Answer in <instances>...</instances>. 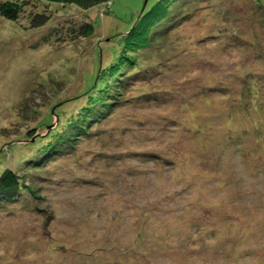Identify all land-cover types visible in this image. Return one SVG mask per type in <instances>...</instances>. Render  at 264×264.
<instances>
[{
  "label": "rangeland",
  "instance_id": "374dc122",
  "mask_svg": "<svg viewBox=\"0 0 264 264\" xmlns=\"http://www.w3.org/2000/svg\"><path fill=\"white\" fill-rule=\"evenodd\" d=\"M35 3L0 17V264H264V0Z\"/></svg>",
  "mask_w": 264,
  "mask_h": 264
},
{
  "label": "trees",
  "instance_id": "16d2710c",
  "mask_svg": "<svg viewBox=\"0 0 264 264\" xmlns=\"http://www.w3.org/2000/svg\"><path fill=\"white\" fill-rule=\"evenodd\" d=\"M35 1L36 0H0V17L4 20H7V21H16L19 19L20 13H22L25 9H29V12L27 13V26L29 28L42 27L43 25H45L48 22V20L50 19V16L44 10L38 11ZM52 1H54L56 3H61V4L74 3V4L78 5V7L81 9H87V8H89L95 4H98L100 2L107 1V0H52ZM160 9H163V8L160 7ZM160 11L162 12V10H159L157 12V14H159ZM154 14H156V13H154ZM154 14H153V16L150 15V19H151V17L152 18L154 17ZM71 23H73V22H71ZM65 25H66L65 28L67 29V27H69L70 33H73V35H71V36H69V34H65V37L64 36L63 37L66 40H68L70 37L74 38L75 36H78V37L85 36V35L91 33L92 27H93V24H91V22H87V21H81L80 25L77 26V28H73L75 26H73V24H70L68 22ZM59 27H61V26H59ZM57 29H59V28H57ZM147 31H146V28L145 29L139 28V30L138 29L135 31L132 30V33H134L136 36L140 35V36H142L141 37L142 39H145L146 35H147L146 34ZM58 35L61 36V34H58ZM128 36H121L120 39H122V38L127 39L130 37V36L129 37ZM118 39H119V37H118ZM128 40H129V43H128L129 46H127V44H125V49H132L133 46H135L136 41H138L137 38L135 40H132V39H128ZM119 43L121 45V43H122L121 40H119ZM137 48L138 47H136V48L134 47V49H137ZM121 51L122 52H120V55L123 57L124 52L126 51V50H124L123 46L121 48ZM118 61H119V59H118ZM117 63L119 65L120 62H117ZM113 67H114V65L110 66V68H113ZM100 73H101V70H100ZM99 84L94 85L93 91L94 90L99 91V89H100ZM87 99H88V96H87L86 100ZM88 107H93V105L90 104V105H88ZM87 122L89 123V121H87ZM84 126L86 127V125H83V124H78V125L73 126L74 134L72 133L71 136L74 138V136L76 135L74 140H79ZM79 131H80V133H79ZM46 138H48V137H46ZM46 138H43V139H46ZM67 138L68 137H62V139L60 141H56V139H54L53 142L52 141L46 142V143H44V145H41L40 146L41 148L36 153L38 156V159L39 160H43L46 158L48 159V157H54L56 155L58 156L59 154H62L63 152H61V151H63V149H65L64 148V147H66L65 144L68 145V143H66ZM38 139H39V141L40 140L43 141L42 138H38ZM68 139L70 140V137ZM38 163H39V161H38ZM21 176H22L21 174H17L15 171H12L11 169H8V168L2 169V171L0 172V206H7V205L13 204L14 202L17 201V199L21 195L22 189L24 187L23 183H22L23 181H22Z\"/></svg>",
  "mask_w": 264,
  "mask_h": 264
},
{
  "label": "water",
  "instance_id": "95a60500",
  "mask_svg": "<svg viewBox=\"0 0 264 264\" xmlns=\"http://www.w3.org/2000/svg\"><path fill=\"white\" fill-rule=\"evenodd\" d=\"M146 1V0H145ZM145 3V2H144Z\"/></svg>",
  "mask_w": 264,
  "mask_h": 264
}]
</instances>
